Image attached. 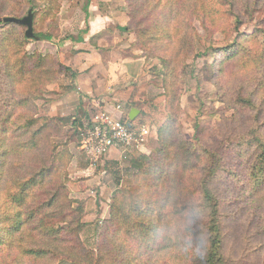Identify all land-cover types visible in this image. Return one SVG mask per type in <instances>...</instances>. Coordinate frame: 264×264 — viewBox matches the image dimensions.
<instances>
[{"label": "trees", "instance_id": "1", "mask_svg": "<svg viewBox=\"0 0 264 264\" xmlns=\"http://www.w3.org/2000/svg\"><path fill=\"white\" fill-rule=\"evenodd\" d=\"M36 1L39 0L28 1L32 14L38 9ZM43 1L45 9H50V0ZM6 2L0 0V5ZM128 2L134 11L128 15L134 22L140 49H144L143 43H154L159 47L166 44L174 54L180 49L188 53L193 49L189 38L194 17L207 34L228 33L223 24L229 20V30L236 34L235 39L231 44L213 48L214 61L204 64V70L211 78H223L234 72L233 75L245 79V86L238 89L233 103L252 117L250 124L241 133H214V138L206 141L198 126L195 143L181 140L177 144L167 132L168 124L159 128V148L148 156H139L138 164H133L137 169L135 186L115 194L110 228L105 225L96 248L87 249L78 238L85 228L81 222L83 203L73 208L68 199V191L58 175L62 167L57 161L60 156L50 153L41 163L35 161L44 155L39 144L45 141L47 131L61 128L59 122L67 120L43 119L41 123L33 115L18 113L20 108L32 106L39 82L20 99L17 77L29 72L37 74L33 79L39 81L48 74L47 64L54 67L53 72H57L59 65L52 56L26 52L25 32L21 38L12 35L13 30L23 26L12 23L2 26L3 18L19 17L15 12L0 9V43L10 35L8 40H19L22 46L20 57L11 63L0 52V194L5 197L0 206V264L66 261L67 264H232L225 252L226 235L216 184L236 177L245 181L249 196L264 201V22H258L252 34L239 32L244 23L242 10L247 6L264 9V0ZM144 6L151 18V23L145 21V26L134 17L137 7ZM57 9L54 1L51 11ZM41 15L48 17L50 13ZM130 29L128 25L120 28L122 32ZM258 34L263 36L262 41L258 40ZM33 36L40 41L51 40L50 36L34 32ZM199 56L200 53L195 58ZM159 61L163 64L162 81L170 106L172 102L178 103V77L172 59L159 57ZM153 109L157 111V107ZM154 111L144 105L138 116L123 118V122L133 129L141 128L156 117ZM86 117L87 122V113ZM76 120L72 119L73 124ZM239 160L245 163L243 172L239 170ZM126 196L130 197L127 202ZM60 250L71 252L76 259H65Z\"/></svg>", "mask_w": 264, "mask_h": 264}, {"label": "rangeland", "instance_id": "2", "mask_svg": "<svg viewBox=\"0 0 264 264\" xmlns=\"http://www.w3.org/2000/svg\"><path fill=\"white\" fill-rule=\"evenodd\" d=\"M6 1L5 4L0 5L1 10L15 12L19 18L27 15L29 0ZM54 1H57L58 9L51 11ZM128 1L50 0L51 6L48 10L45 9L47 5L43 0L36 1L38 9L33 14V32L35 35L50 36L51 40L40 41L27 38L26 52L52 56L59 66L57 72H53L54 67L47 64L45 72L48 74L40 77L39 81L33 79L38 76L37 74L30 75L29 72L17 77L19 88L17 97L20 99L28 93L29 87L39 82V91L33 96L32 106L20 108L18 113L25 116L33 115L41 123L44 122L43 119L63 118L67 120L59 122L61 128L47 131L44 135L45 141L39 144L44 155L35 161L41 163V160H45L47 158L45 156L50 153L51 156H60L57 161L62 167L59 173L56 171V174L58 173L68 191V199L73 202V208H77L80 202L83 203L84 211L81 222L85 228L78 235L79 243L92 250L100 241L104 226L108 228L111 226L109 224L110 211L115 194L135 186L137 169L133 167V164H138L139 156H148L159 148V128L168 124L167 132L170 133V138L175 144L181 140L195 143L198 126L200 135L206 141L213 139L214 133L219 135L241 133L247 130L252 119L251 116L245 114V110L238 109L239 107H235L233 103L238 95V89L245 86V79L233 75L234 72L223 78H211L207 70H204V64H211L214 61L213 48L231 44L235 39L236 34L229 30V20L223 24L228 33L219 31L215 34H207L199 19L194 17L191 21L192 38H189L193 49L190 48L188 53L180 49L177 54H174L166 44L159 47L154 43L148 45L143 43L144 49H140L136 44L134 22L129 19L128 14L133 9ZM85 6L89 13L84 10ZM137 8L138 13L134 15L136 16L135 21H142L144 26L151 23L147 7ZM42 12L50 13V15L42 16ZM241 16L244 23L240 26L239 32L252 34L256 29V24L260 21L264 22V9L261 6L253 9L247 6L242 10ZM127 25L131 29L128 32H122L120 28ZM2 26H4L3 23ZM13 31V36L16 34L17 38H21L26 28L23 26ZM106 35L109 40L107 38V41L101 43V36ZM91 36L94 37L91 38ZM257 37L259 41H262L261 34ZM8 38L5 40L3 37L0 52L5 54L6 60L11 63L20 57L22 46L19 40L13 42ZM78 38L86 40L84 46L87 49H99L101 51L98 50L99 53L103 56L105 52L110 53L109 58L111 53L115 52L113 59L120 61L121 64L128 63L126 67L128 75H122L125 67L121 68L122 70L117 69L116 74H119L121 79L123 78V82L133 83L134 89L130 93V100H117L118 103L115 101L116 105L113 104V106L120 105L124 114L127 113V106L136 108L138 114L144 105H148L152 111H154V106L157 107V111H154L156 117H152L145 126L148 130V138L144 147L138 149L141 153L132 150L122 152L119 149L117 154L115 152L111 154L109 151L96 166L88 167V160L80 149V134L86 123V113L89 118L99 111L97 109L104 110L101 105L95 106L97 103L101 104L100 98L103 92L93 90L94 97L90 98V95L85 97L86 95L77 86V82L72 80L79 72L71 67L75 64L72 61L73 56L80 52L77 47L79 41H76ZM142 38H145V35H142ZM199 53L201 56L195 58V55ZM136 57L142 60L136 61ZM159 57L173 60L172 67L178 77L177 82L180 88L178 103L172 102L170 106H167L166 102L167 95L161 74L163 64L159 61ZM131 66L133 67L130 68ZM102 77L107 78V74L102 73ZM124 84L122 83V86ZM103 88L105 92L103 94L106 96L108 85ZM116 88L113 85L115 91H117ZM122 102L126 103H124L125 106ZM75 118L77 120L73 124L72 119ZM114 118L116 119L117 115H114ZM123 118L129 120L126 115ZM33 156L36 158V153ZM239 164V170L243 172L244 161L239 160ZM215 190L221 201L224 234L226 235L225 252L231 263L264 264L263 199L249 196L245 181H238L236 177L217 183ZM3 197L4 195L0 194V206H2ZM129 198L126 196L124 199L127 202ZM6 207L9 208L7 203ZM60 251L65 259H76L71 252ZM63 263L67 264V261Z\"/></svg>", "mask_w": 264, "mask_h": 264}, {"label": "crops", "instance_id": "3", "mask_svg": "<svg viewBox=\"0 0 264 264\" xmlns=\"http://www.w3.org/2000/svg\"><path fill=\"white\" fill-rule=\"evenodd\" d=\"M84 10L88 12V8L87 6L84 7ZM93 35V34H92ZM97 35V34H96ZM95 36V35H94ZM94 36H91L94 37ZM114 36V35H111ZM108 35L102 37L101 36V43H103L104 41L109 40ZM79 39V38H78ZM107 39V40H106ZM84 45H86V40L85 39H81V41L78 43L77 47L80 49V52H78L77 54H75L73 56L72 61H74L73 63H75L74 65H72L71 67L74 70H78L79 72H77V75L72 79L74 82H77V86L81 89L82 93L85 94L87 97L90 98L94 97L93 95V90H96V92L100 91L105 93L103 91V87L108 85L107 88V92H106V96H104L103 93H101L102 98H100V105L102 106V109H104L106 112L108 113H113L115 116L117 115V117L121 116H127V118H134L135 116H137L138 111L136 108H129V106H127L126 111L127 113L124 114V110L121 111V113L117 112L115 110V101L116 103L117 100H130V93L133 91L134 86L133 83L130 82H123V78L121 79V76L119 74H116L117 69H121L124 68L122 70V75L126 76L128 75V70L126 69L128 63L124 62V64H121L120 61H117L115 59H113L112 57L115 55V52L111 53V57L109 58L110 53H107L105 51L104 55H101L99 53V49H95V50H90L87 49ZM103 46V44H102ZM99 50V51H98ZM101 52V51H100ZM103 54V53H102ZM136 61L142 60L141 58L136 57ZM138 65V64H137ZM103 66V67H102ZM133 66H131L130 68H132ZM102 68V69H101ZM131 70V69H130ZM102 73H106L107 74V78L102 77ZM122 83H125L122 86ZM110 85V86H109ZM113 85H115L116 90L115 91L113 89ZM123 87H125L126 89H124ZM121 88V89H119ZM111 89V90H108ZM124 89V90H122ZM84 97V96H83ZM133 101V100H131ZM135 102V101H134ZM123 106H125V102H122ZM125 103V104H124ZM132 103V102H130ZM85 112V111H83ZM87 118V117H86ZM117 148L115 149H111L110 153L112 154L113 152H115L116 154L118 153Z\"/></svg>", "mask_w": 264, "mask_h": 264}, {"label": "built area", "instance_id": "4", "mask_svg": "<svg viewBox=\"0 0 264 264\" xmlns=\"http://www.w3.org/2000/svg\"><path fill=\"white\" fill-rule=\"evenodd\" d=\"M100 104H95L99 106ZM97 113L89 117L81 132L80 149L88 160V167L96 166L98 162L109 153L111 149H120L122 152L144 147L148 138L145 126L133 129L123 122V117L116 119L113 114L97 109ZM115 110L121 113L120 105ZM141 153V152H140Z\"/></svg>", "mask_w": 264, "mask_h": 264}, {"label": "water", "instance_id": "5", "mask_svg": "<svg viewBox=\"0 0 264 264\" xmlns=\"http://www.w3.org/2000/svg\"><path fill=\"white\" fill-rule=\"evenodd\" d=\"M3 24H17L26 28L25 37L28 39H34L33 36V14L31 11L27 12V15L23 18L5 17L2 19Z\"/></svg>", "mask_w": 264, "mask_h": 264}]
</instances>
